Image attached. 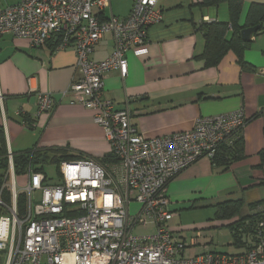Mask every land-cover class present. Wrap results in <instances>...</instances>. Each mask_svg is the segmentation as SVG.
Wrapping results in <instances>:
<instances>
[{"label": "built area", "instance_id": "2783aa9c", "mask_svg": "<svg viewBox=\"0 0 264 264\" xmlns=\"http://www.w3.org/2000/svg\"><path fill=\"white\" fill-rule=\"evenodd\" d=\"M160 1L132 0L125 17L114 15L111 0H21L0 7V36L12 34L33 47L58 42L57 50L76 52L79 77L63 96L72 94L73 102L94 112L117 159L110 164L63 160L57 184L30 166L28 181L20 187L9 147L10 181L0 186V252L5 264H264V205L258 208L263 213L252 246L238 255L205 251L186 258L188 245L168 227L174 217L168 184L200 159L212 161L220 148L231 146L246 125L244 111L202 117L190 131L147 138L132 124L128 107L117 110L104 98L109 74L128 76L129 54L148 55L149 30L164 18ZM106 34H111L114 48L97 61L93 54ZM4 100L0 92L2 113ZM54 104L52 94L40 93L38 115L51 112ZM38 192L42 200L36 203ZM132 203L141 206L135 215ZM150 225V234H134L138 226Z\"/></svg>", "mask_w": 264, "mask_h": 264}, {"label": "crops", "instance_id": "0c3cea01", "mask_svg": "<svg viewBox=\"0 0 264 264\" xmlns=\"http://www.w3.org/2000/svg\"><path fill=\"white\" fill-rule=\"evenodd\" d=\"M20 1L0 0V7ZM242 1L240 27L245 26L252 4H264V0ZM159 6L164 18L149 30L148 55L138 58L129 54L128 76L122 78L118 71L109 74L104 98L112 100L117 110L128 107L132 124L147 138L190 131L202 117L238 110L246 116L241 133L243 159L226 168L202 158L168 184L174 214L168 227L188 243L193 228L200 230L198 236H204L202 230L233 221L214 220L218 204L241 200L239 219L252 215V204L264 201V28L243 49L250 68L241 66L233 50L217 66L207 67L200 57L205 48L201 26L207 18L230 23L227 2L204 5V0H161ZM232 32L230 26L229 36ZM113 48L112 36L106 34L93 58L104 60ZM76 60L73 49L57 50L55 42L33 47L12 34L0 36V92L5 97L4 113L0 112V147L3 135L13 154L68 149L78 159L97 163L111 154L94 112L73 102L72 94L63 96L79 77ZM40 93L52 94L55 104L51 112L39 116ZM43 163L34 168L44 167ZM0 170L3 183H9V167ZM19 176L28 181L25 174ZM196 238V234L190 237V248L197 245Z\"/></svg>", "mask_w": 264, "mask_h": 264}, {"label": "trees", "instance_id": "16d2710c", "mask_svg": "<svg viewBox=\"0 0 264 264\" xmlns=\"http://www.w3.org/2000/svg\"><path fill=\"white\" fill-rule=\"evenodd\" d=\"M226 1L230 13V23L225 22H203L201 31L204 33L205 48L203 54L200 56L207 67H215L219 64L221 59L230 50H233L237 55L238 61L243 68H250L251 66L244 60L243 49L250 43H246L241 39V32L245 28H251L260 26L261 32L264 28V4L254 3L250 6L246 23L244 27L238 25V20L243 8L242 0H204V5H213ZM232 26L233 32L229 36V27ZM258 32V33H259ZM257 33V34H258ZM58 43V42H57ZM55 42V47H57ZM31 125V124H30ZM29 125V126H30ZM1 147H0V169L6 170L8 168L7 157V143L3 135H1ZM264 155V151L261 153ZM244 158V150L242 146L241 135L237 140L229 147H222L218 150L217 156L212 160L213 165L219 167H226L228 165L240 161ZM74 155L70 154L68 149H51L46 152H24L14 154V166L17 175H24L28 171L29 167H35L37 164L46 163L50 160L52 163L58 165L63 160H76ZM117 162L114 155L109 154L99 161L100 164H110ZM35 169V168H34ZM35 171L45 173L44 167L36 168ZM3 176L0 175V185L3 184ZM261 185H264V179L261 181ZM7 192L5 198H9ZM26 205V196L21 195L19 197L20 214L23 215ZM264 205L263 202L255 203L251 205L253 209L252 215L246 217L240 216L243 202L241 200H231L228 202L220 203L217 205V212L215 219L218 221L230 222L224 227L229 229L234 243L238 247L249 249L253 243V234L258 222L262 218V211L258 210L260 206ZM245 250V251H246Z\"/></svg>", "mask_w": 264, "mask_h": 264}, {"label": "rangeland", "instance_id": "374dc122", "mask_svg": "<svg viewBox=\"0 0 264 264\" xmlns=\"http://www.w3.org/2000/svg\"><path fill=\"white\" fill-rule=\"evenodd\" d=\"M112 4V11L114 15L125 17L128 15V13L131 10L132 6V0H111ZM44 166L45 174L48 176L52 184H57L60 181V170L59 165L57 163H52L50 160H48L46 163L42 164ZM2 171L0 170V173ZM19 185L20 187H23L25 185V181L19 178ZM34 200L36 203L40 202L42 200V194L38 192ZM131 213L133 215L137 214L139 210L141 209V206L137 203H132L131 205ZM209 209H204V211H207ZM192 212V211H191ZM203 212V211H200ZM214 220H215V216ZM213 219V218H212ZM187 221H191L190 218H187ZM223 226H215V227H209V229L202 230L204 233V236H198V231L191 230L192 234L188 236V240L186 245H190V237L196 234V241L197 245L192 246L191 248L187 246L185 250L184 256L186 258L190 257H196L199 256L201 253L205 251H211L217 254L221 255H238L243 252V249L241 247H238L237 244L234 243L233 237L229 231V229H226ZM190 227V226H189ZM153 225H150L148 228H143L141 226H138L135 229L134 234L136 236H144L148 235L151 232H153ZM201 233V232H199ZM186 242V241H185ZM5 255L0 252V264H5Z\"/></svg>", "mask_w": 264, "mask_h": 264}, {"label": "water", "instance_id": "95a60500", "mask_svg": "<svg viewBox=\"0 0 264 264\" xmlns=\"http://www.w3.org/2000/svg\"><path fill=\"white\" fill-rule=\"evenodd\" d=\"M260 31V26L245 28L241 32V39L246 43H250L254 36Z\"/></svg>", "mask_w": 264, "mask_h": 264}]
</instances>
